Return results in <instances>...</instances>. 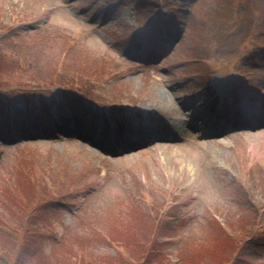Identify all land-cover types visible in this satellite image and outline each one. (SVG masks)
I'll list each match as a JSON object with an SVG mask.
<instances>
[{
    "label": "rangeland",
    "instance_id": "rangeland-1",
    "mask_svg": "<svg viewBox=\"0 0 264 264\" xmlns=\"http://www.w3.org/2000/svg\"><path fill=\"white\" fill-rule=\"evenodd\" d=\"M90 1L0 0V69L29 66L24 85L0 89V212L10 220L4 200L37 188V196L25 200L21 195L25 202H18L22 209L15 228L27 226L33 236L28 244L40 245L45 254L57 247L69 250V264L76 259L77 264H148L136 246L128 245L129 240H141L134 223L141 210L155 219L149 217L156 224L153 243L159 252L153 260L223 264L233 242L216 220L238 226L245 216L248 236H242L231 264H264V128L208 140L185 130L181 141L142 143L120 157L107 156L104 147L84 138L99 116L104 119L93 103L158 111L165 121L180 124L186 115L182 106L176 111L177 101L202 100L203 107L215 103L211 75L222 71L227 77L230 69H243L249 62L246 54L254 49L261 55L243 73L251 72L252 85L264 88V0H205L189 15L182 13L190 7L188 0H121L113 20L102 27L89 26L80 13ZM109 1L94 9L103 19ZM164 9L174 23L169 31L180 37L162 69L155 71L139 65L134 56L143 47L134 26ZM50 11L49 25L38 31L30 27ZM160 29L158 36L168 30ZM202 55L203 61L197 58ZM74 82L82 85L88 99L76 97L73 90L79 86ZM53 89L65 92L61 108L74 109L79 134L52 140L65 134L58 131L45 138L44 130H35L36 137L6 143L4 137L14 132L7 112L15 110L17 119L24 118L31 106L34 110L27 93L40 92L49 119ZM159 91L166 96L159 97ZM22 130L18 122L15 132ZM101 138V143L107 140L106 135ZM94 186L97 190L81 208ZM112 226L123 234L121 241ZM5 234L8 238L14 231ZM13 242L18 241L13 239L10 246Z\"/></svg>",
    "mask_w": 264,
    "mask_h": 264
},
{
    "label": "trees",
    "instance_id": "trees-1",
    "mask_svg": "<svg viewBox=\"0 0 264 264\" xmlns=\"http://www.w3.org/2000/svg\"><path fill=\"white\" fill-rule=\"evenodd\" d=\"M2 71V72H1ZM26 70L23 72H17L14 73V71H6L3 69H0V89L3 88H11L12 86L15 85H20V82H22L24 76V73ZM58 77V76H57ZM19 81V82H18ZM38 190L35 187H32V190H28L27 192H21L18 193L15 196H9L7 200H4V207L7 210V212L10 210V215L9 219L5 218V215L0 212V264H69L72 255L69 254V250H63L60 247H57V249L61 252L58 254V250L53 253H47L45 254L42 249H36L30 251V246L27 247L28 245V239L32 238L33 236L30 234V229L27 226H22L21 229L15 228L16 224L18 223L19 219V214L20 210L22 209V206H20V203L18 204L19 201H21V205L24 204V200L22 196H25V200L27 197L31 194L36 195L38 193L35 192V190ZM39 191V190H38ZM12 194V193H11ZM22 195V196H21ZM18 207V208H17ZM15 208H17L15 210ZM138 218L136 221H134L135 226H139L141 231V240L138 243H134L135 241L132 242V240L128 241V245L130 246H136L138 250H140V253L143 254L146 252L147 249V238L146 234L148 231L152 229V223L150 222V218L148 215H146V212L137 214ZM18 230V231H17ZM112 232L114 234H117L119 240L121 241V236L119 233H117V229L115 230L112 226ZM14 231V235L11 237H6V234H11ZM111 231V228L109 229ZM17 232V233H16ZM10 238V239H9ZM127 238V237H126ZM13 239H16L18 242L15 243L11 242ZM9 244V245H7ZM30 252L27 253L28 255L23 258V252ZM49 255V256H48ZM76 261L75 263L71 264H77ZM228 260H226L224 263L226 264ZM79 263V262H78ZM93 264V263H91ZM103 264H114L112 261H107L104 262Z\"/></svg>",
    "mask_w": 264,
    "mask_h": 264
},
{
    "label": "bare ground",
    "instance_id": "bare-ground-1",
    "mask_svg": "<svg viewBox=\"0 0 264 264\" xmlns=\"http://www.w3.org/2000/svg\"><path fill=\"white\" fill-rule=\"evenodd\" d=\"M158 95L159 97H164L166 96V91H159Z\"/></svg>",
    "mask_w": 264,
    "mask_h": 264
}]
</instances>
